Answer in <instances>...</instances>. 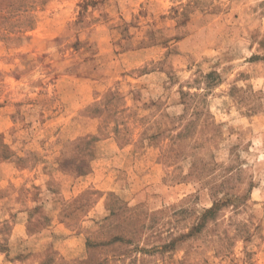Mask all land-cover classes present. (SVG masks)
I'll return each mask as SVG.
<instances>
[{"label": "rangeland", "instance_id": "374dc122", "mask_svg": "<svg viewBox=\"0 0 264 264\" xmlns=\"http://www.w3.org/2000/svg\"><path fill=\"white\" fill-rule=\"evenodd\" d=\"M0 252L264 264V0H0Z\"/></svg>", "mask_w": 264, "mask_h": 264}, {"label": "crops", "instance_id": "0c3cea01", "mask_svg": "<svg viewBox=\"0 0 264 264\" xmlns=\"http://www.w3.org/2000/svg\"><path fill=\"white\" fill-rule=\"evenodd\" d=\"M19 229H20L19 228V225L18 224H15L12 237H14V238L16 237V233H17V231ZM6 257H7V252H0V259H4ZM5 262H7V260H5Z\"/></svg>", "mask_w": 264, "mask_h": 264}]
</instances>
